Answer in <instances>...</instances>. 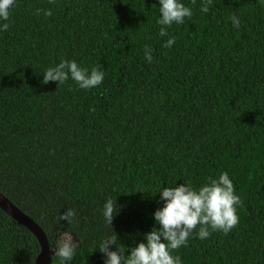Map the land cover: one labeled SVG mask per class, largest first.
<instances>
[{"label": "trees", "instance_id": "16d2710c", "mask_svg": "<svg viewBox=\"0 0 264 264\" xmlns=\"http://www.w3.org/2000/svg\"><path fill=\"white\" fill-rule=\"evenodd\" d=\"M182 2L193 15L168 29L170 48L158 0H17L0 31V192L51 245L61 231L75 236L69 264H103L97 247L112 230L130 250L159 227L162 187L222 172L240 198L238 224L204 240L197 225L173 254L183 264H264V0H207L208 13L205 0ZM61 59L105 79L89 90L43 83ZM107 199L119 208L111 226ZM69 208L74 222L59 229ZM40 251L0 208V264H35Z\"/></svg>", "mask_w": 264, "mask_h": 264}, {"label": "clouds", "instance_id": "9594fccd", "mask_svg": "<svg viewBox=\"0 0 264 264\" xmlns=\"http://www.w3.org/2000/svg\"><path fill=\"white\" fill-rule=\"evenodd\" d=\"M16 3L17 0H0V31L8 30V21ZM201 11L208 13L207 0L202 3ZM39 12L38 9L37 14ZM158 12L156 23L160 26V37L169 36L168 29L173 24L180 25L185 18L193 15L192 9L182 0H158ZM43 15L49 17L53 12L45 9ZM230 20L234 28L239 27L240 21L235 15ZM174 43L175 38L169 36L164 47L170 48ZM145 58L149 63L152 62L151 50L147 46ZM69 79L79 88L89 90L103 82L105 73L96 66L89 68L75 59H61L46 67L42 73V82L45 84L56 82L58 86ZM157 193L163 205L153 212V219L159 227H153L151 231L144 233L143 240L130 250L121 243L118 245V236L112 230L114 235L105 236L97 247L104 257L103 264H183L181 256L173 253L187 245L197 225L200 227L196 237L204 240L209 237L210 230L228 233L239 222L236 206L240 203V198L235 193L233 181L227 172H222L199 186H194L191 182L175 183L174 186L162 187ZM118 211L116 202L107 199L102 211L104 221L111 226ZM75 216V210L66 209L59 213L55 225H59V229L64 225L61 221L71 225ZM77 243L73 235H58L49 250L59 258L60 264H69L76 255Z\"/></svg>", "mask_w": 264, "mask_h": 264}, {"label": "water", "instance_id": "95a60500", "mask_svg": "<svg viewBox=\"0 0 264 264\" xmlns=\"http://www.w3.org/2000/svg\"><path fill=\"white\" fill-rule=\"evenodd\" d=\"M0 208L13 219L26 226L36 236L41 246V251L36 258L35 264H52L54 255L49 250L52 245L44 229L2 192H0Z\"/></svg>", "mask_w": 264, "mask_h": 264}, {"label": "rangeland", "instance_id": "374dc122", "mask_svg": "<svg viewBox=\"0 0 264 264\" xmlns=\"http://www.w3.org/2000/svg\"><path fill=\"white\" fill-rule=\"evenodd\" d=\"M58 235H59V236H69V235H73V234H69V233H67V232H61V233H59ZM58 235H57V236H58ZM56 238H57V237H56ZM73 239L77 241V239L75 238L74 235H73Z\"/></svg>", "mask_w": 264, "mask_h": 264}]
</instances>
